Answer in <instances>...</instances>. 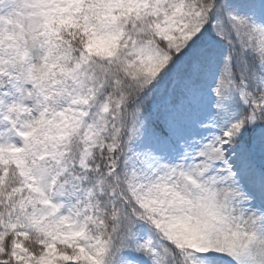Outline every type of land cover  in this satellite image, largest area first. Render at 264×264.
I'll return each mask as SVG.
<instances>
[{
	"label": "snow or ice",
	"instance_id": "snow-or-ice-1",
	"mask_svg": "<svg viewBox=\"0 0 264 264\" xmlns=\"http://www.w3.org/2000/svg\"><path fill=\"white\" fill-rule=\"evenodd\" d=\"M0 264H264V0H0Z\"/></svg>",
	"mask_w": 264,
	"mask_h": 264
}]
</instances>
